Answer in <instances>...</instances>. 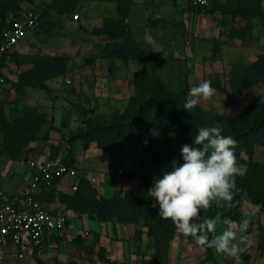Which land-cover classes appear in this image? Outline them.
Returning a JSON list of instances; mask_svg holds the SVG:
<instances>
[{
  "label": "rangeland",
  "instance_id": "obj_1",
  "mask_svg": "<svg viewBox=\"0 0 264 264\" xmlns=\"http://www.w3.org/2000/svg\"><path fill=\"white\" fill-rule=\"evenodd\" d=\"M50 1L34 0L33 6L42 9ZM157 3L158 0H130L127 21L140 44L153 56L159 76L171 90L177 91L186 86L190 89L202 80H209L210 76L218 74L227 90L216 91L210 101L201 102L199 105L203 108L239 115L249 103L264 100V83L251 87L239 98H232L228 93L227 80V72L232 63H249L263 50L264 25L259 19L252 21L253 28L245 38L230 40L227 32L232 26L243 24L244 20L231 18L218 11L209 12V8L191 9L187 2L180 0H171L167 4ZM262 5L264 6V0ZM75 13L79 14V18L73 17ZM75 13L66 18L79 19V27H65L63 20L57 18L56 26L49 33L29 45L34 53L64 54L70 57L68 70L58 79L49 80L48 90L26 88L21 93H15L13 80L25 66L21 68L10 65L6 70L8 85L11 87L5 102L8 116L14 119L27 109H46L49 114L46 126L49 138L34 144L36 152L32 157L45 155L51 145H60L59 156L63 157L68 146L65 143L66 136L79 127H84L87 117L107 122L113 111L122 110L133 92L134 73L144 67L141 61L127 64L117 61L115 69L109 70L108 62L99 57V48L103 42H90L94 38L92 29L100 25L104 17H118L117 9L108 12V0H82ZM24 42L27 39L23 38L16 49ZM91 54L96 55L94 62H84L85 57ZM80 108L85 110L82 114L78 113ZM156 138L157 130L151 128L143 135L141 145L129 148L118 167H112L108 154L94 143L84 149L80 141H75L73 150L78 157L79 175H94L92 183L102 195H108L120 187L136 189L142 193L148 178L152 181L154 178H161L163 172L171 167V163L163 160L141 165L150 155ZM2 146L0 135V189L5 190L15 175L19 178L28 172V164L26 161L14 162L12 170H16V174L6 170L10 158L2 150ZM240 158L247 159V155L242 152L237 156L238 162ZM253 159L264 162V147L255 148ZM77 179L78 177L76 181ZM56 203L54 201L52 207L57 214H61ZM222 204L223 202L220 205ZM208 211L202 210L200 215ZM243 219L250 220L244 234L250 238L251 246L240 245L245 249L240 253V264L263 263L264 207L251 202L247 195L241 198L239 217L232 221L239 222ZM74 223L75 227L66 229L63 237L47 242L44 249L37 252L44 264H55L57 261L65 263L72 259L81 264H147L153 252V240L144 234L136 239L134 225H121L114 233L108 222H99L88 215L77 216ZM224 228L225 225L219 223L216 233H221ZM78 233L86 237L87 243L93 244V252L72 247L71 239ZM177 237L175 234L172 238L169 253L161 262L235 264L230 256L218 254L214 249H211L210 255L205 248L183 243ZM138 242L142 245L137 251ZM0 264H35L33 247H11L0 258Z\"/></svg>",
  "mask_w": 264,
  "mask_h": 264
},
{
  "label": "trees",
  "instance_id": "obj_2",
  "mask_svg": "<svg viewBox=\"0 0 264 264\" xmlns=\"http://www.w3.org/2000/svg\"><path fill=\"white\" fill-rule=\"evenodd\" d=\"M82 0H51L44 8L33 6L34 0H0V31L10 24L11 17H19L26 7H32L39 15L38 32L49 33L56 26L58 19L75 13ZM116 2L117 16H106L102 23L92 29V33L101 36L104 42L99 48V57L108 62L109 70H114L116 62L129 63L141 61L144 67L133 76V92L128 96L122 110L111 113L107 122L87 117L84 127L72 131L65 138L66 153L59 156L60 145H51L47 151L49 158L61 157L67 164L77 166V157L73 150L75 141H80L84 149L95 144L110 157V165L118 167L125 158L131 146L142 144L143 135L156 128V142L150 155L142 162V166L156 161L171 163L176 160L183 163L181 148L187 144L195 145L194 136L198 129L205 126L220 125L222 135L231 136L238 145L236 156L242 152L247 159L240 158L239 162L247 167L243 177H235L238 191L235 192L233 206L225 202L213 205L206 214L200 215L196 222L206 217H215L222 213L221 219L235 220L240 215V202L247 195L251 202L264 207V162L253 159L255 148L264 147V100L249 103L241 114L216 112L203 108L199 104L189 112L184 109L188 87L177 91L171 90L159 76L155 61L149 51L138 41L127 21L130 0H110ZM189 8L207 9L209 12L218 11L231 18H239L245 22L239 26H232L227 32L230 40L245 38L253 28V20L259 19L264 25V6L262 0H224L210 1L209 5L194 6L187 2ZM96 55L85 57L86 63H92ZM70 57L64 54L48 53H19L14 51L10 55V63L21 69L13 80V90L21 93L26 88L48 90L47 81L59 77L68 70ZM4 64V63H1ZM212 86L217 91L227 90L218 74L210 76ZM228 93L232 98H239L251 87L264 83V48L257 57L249 63L234 62L227 72ZM0 97V135L2 150L13 162L28 161L34 151V144L49 138L47 127L48 113L42 110L27 109L19 117L11 119L5 109L6 95ZM77 106V105H76ZM78 107V106H77ZM85 111V110H84ZM80 108L78 113L82 114ZM153 181L147 179L143 185V192L132 188H117L108 195L99 193L97 186L90 178L80 174L75 189H62L59 180L44 186L35 197L47 206L51 202H59L65 210L79 215H88L99 222L132 224L135 226V238L143 234L153 240V252L147 264H165L161 259L169 253L170 242L175 234L183 243L193 244L194 241L184 238L175 231L171 220L159 217V206L149 195ZM57 214L55 209H51ZM65 213V212H63ZM66 214V213H65ZM211 235V234H210ZM53 239L58 235L53 234ZM72 247L91 253L92 243L86 242V237L78 233L71 239ZM211 255V249L205 248ZM38 249L33 247L35 264H44L37 255ZM55 264H81L72 259L67 262L57 261ZM197 264H205L201 261Z\"/></svg>",
  "mask_w": 264,
  "mask_h": 264
},
{
  "label": "clouds",
  "instance_id": "obj_3",
  "mask_svg": "<svg viewBox=\"0 0 264 264\" xmlns=\"http://www.w3.org/2000/svg\"><path fill=\"white\" fill-rule=\"evenodd\" d=\"M216 91L210 80H202L188 90L184 109L189 112L201 102L210 101ZM222 132L218 124L200 127L194 143L202 147L185 144L181 148L183 163L173 160L170 170L164 171L161 178H154L148 193L159 206V217L171 220L178 234L190 237L201 248L230 256L235 264H240V253L245 250L240 245L251 246L250 238L244 234L249 219L221 220L222 213H217L215 217L196 222L201 211L209 210L213 203L233 206L238 191L235 177L247 173V167L238 162L235 153L238 142ZM219 223L225 228L217 234Z\"/></svg>",
  "mask_w": 264,
  "mask_h": 264
},
{
  "label": "built area",
  "instance_id": "obj_4",
  "mask_svg": "<svg viewBox=\"0 0 264 264\" xmlns=\"http://www.w3.org/2000/svg\"><path fill=\"white\" fill-rule=\"evenodd\" d=\"M186 1L200 6L209 5L211 0ZM38 17L32 7H26L19 17H11L9 26L0 31V97L9 88L6 70L10 64V55L16 50V45L38 27ZM73 17L78 18V14L75 13ZM27 164L30 180L22 192L11 194L0 189V258L11 247L36 246L40 251L47 242L53 240V234L61 238L66 229L75 227L67 214H53L35 195L56 179L60 182L70 178L69 187L75 189L78 167L67 165L61 157L49 158L48 154L33 156Z\"/></svg>",
  "mask_w": 264,
  "mask_h": 264
},
{
  "label": "crops",
  "instance_id": "obj_5",
  "mask_svg": "<svg viewBox=\"0 0 264 264\" xmlns=\"http://www.w3.org/2000/svg\"><path fill=\"white\" fill-rule=\"evenodd\" d=\"M171 0H158V3L157 4H163V2H166L165 4H167V2H170ZM180 1H185L187 2L186 0H180ZM139 5V3H137V6ZM143 5V4H141ZM160 6V5H159ZM112 10H116V2L115 1H110L108 0V12L112 11ZM79 16V14H78ZM63 21H62V24L63 26H68L72 29H75L77 27L80 26V21L79 19H76V20H73V19H68L66 18V16H62L60 17ZM79 18V17H78ZM138 22V21H137ZM98 26V25H96ZM131 26V25H130ZM47 33H40L38 32L36 29H34L33 31L29 32L25 39H27V42H24V43H21L19 44L18 46V49H16L15 51L19 52V53H34L33 51L30 50L29 48V45L32 43L34 44L36 42L37 39L39 38H43ZM92 35L94 36V38H91V41L90 42H93V40L95 41H102L104 42V39L103 37L101 36H97V35H94L92 33ZM79 37V36H77ZM90 44H93V43H90ZM10 65H14L12 63L9 64V67ZM15 67H17L16 65H14ZM8 67V68H9ZM21 68H23V66H20ZM7 68V70H8ZM25 68V67H24ZM59 77H56V78H52V79H58ZM51 80V79H50ZM49 80L47 81V84H48ZM42 111H45L48 113V111L46 109H40ZM77 114V113H76ZM69 116V115H68ZM71 116V115H70ZM69 116V117H70ZM77 116V115H76ZM72 117V116H71ZM70 117V118H71ZM48 119H49V114H48ZM47 154V151L46 153ZM40 155H44V154H40ZM77 160H78V157H77ZM78 162V161H77ZM13 164L14 162L10 160V162L8 163L7 167H6V170H11L13 172V174L16 172V170H12V167H13ZM78 164V163H77ZM79 166V165H77ZM79 169V172H80V167H78ZM28 172L26 174H22L19 178L17 177L16 178V175L11 179V182L7 184V188L5 190H7V192H12L11 194H17V193H20L22 192L26 185H27V182L30 180V171H29V168L27 169ZM82 170V169H81ZM3 171V170H2ZM16 174V173H15ZM86 177L90 178L91 181L94 180V175H90V174H86L85 175ZM71 182V179L70 178H65L63 180H61L59 182V187L62 188V189H69V183ZM14 190H13V189ZM9 189V190H8ZM52 203H49L48 206L50 209H53L52 207ZM57 206L60 208V210L62 211L61 213L65 212L71 219V221H73L74 223V220L75 218L78 216L77 214H75L74 212L72 211H69V210H65L64 209V206L62 204H60L59 202L56 203ZM71 213V214H70ZM84 219V218H83ZM86 219V218H85ZM75 224V223H74ZM121 225H132V224H122V223H111V222H108V226H112V230L114 231V233L116 232L117 228H121ZM66 232V231H65ZM178 238V237H177ZM142 244L140 242H138V245H137V251L140 250V246ZM108 252H109V249H108Z\"/></svg>",
  "mask_w": 264,
  "mask_h": 264
}]
</instances>
